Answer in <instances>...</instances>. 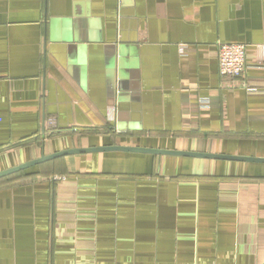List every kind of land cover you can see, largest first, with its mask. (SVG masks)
I'll return each mask as SVG.
<instances>
[{
  "label": "crops",
  "instance_id": "1",
  "mask_svg": "<svg viewBox=\"0 0 264 264\" xmlns=\"http://www.w3.org/2000/svg\"><path fill=\"white\" fill-rule=\"evenodd\" d=\"M222 41L246 45L239 79ZM110 145L264 158V0H0V171ZM29 174L0 184V264H264V162L106 150Z\"/></svg>",
  "mask_w": 264,
  "mask_h": 264
},
{
  "label": "water",
  "instance_id": "2",
  "mask_svg": "<svg viewBox=\"0 0 264 264\" xmlns=\"http://www.w3.org/2000/svg\"><path fill=\"white\" fill-rule=\"evenodd\" d=\"M106 150H121V151H132L141 153H152V154H173V155H184V156H194V157H204V158H214V159H226V160H242V161H257L264 162V158L248 157L240 155H226V154H214V153H203V152H190V151H179V150H167V149H155L137 146H124V145H110V146H98V147H74L61 151H56L51 154L42 153L40 157L22 163L20 165L10 167L8 169L0 171V178L6 177L10 174L16 173L20 170L38 165L40 163L54 160L56 158L84 152L92 151H106Z\"/></svg>",
  "mask_w": 264,
  "mask_h": 264
},
{
  "label": "built area",
  "instance_id": "3",
  "mask_svg": "<svg viewBox=\"0 0 264 264\" xmlns=\"http://www.w3.org/2000/svg\"><path fill=\"white\" fill-rule=\"evenodd\" d=\"M246 45L241 42H219L217 46L218 70L221 77L239 79L243 76L246 68ZM245 87V85H244ZM252 90V89H251ZM114 108H108L107 119L113 121ZM47 135L59 131L58 124L53 117L46 119Z\"/></svg>",
  "mask_w": 264,
  "mask_h": 264
},
{
  "label": "trees",
  "instance_id": "4",
  "mask_svg": "<svg viewBox=\"0 0 264 264\" xmlns=\"http://www.w3.org/2000/svg\"><path fill=\"white\" fill-rule=\"evenodd\" d=\"M54 134H56V133H52L50 136H52V135H54ZM59 158H61V157H59ZM56 159H58V158H56ZM56 159H54V160H50V161H46V162H43V163L53 162V161H55ZM43 163H40V164H43ZM40 164H38V165H40ZM35 166H36V165H34V166H32V167H29V168H26V169H24V170H20V171H18V172H16V173L10 174V175H8V176H6V177H2V178H0V184L3 183V182H6V181H11V180H14V179H17V178H21V177H23V176L30 175L29 172H30L31 169H33Z\"/></svg>",
  "mask_w": 264,
  "mask_h": 264
}]
</instances>
